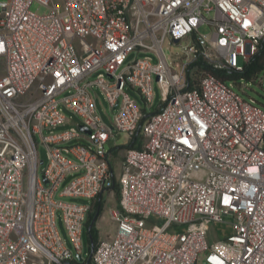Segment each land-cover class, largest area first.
Here are the masks:
<instances>
[{
	"label": "built area",
	"instance_id": "1",
	"mask_svg": "<svg viewBox=\"0 0 264 264\" xmlns=\"http://www.w3.org/2000/svg\"><path fill=\"white\" fill-rule=\"evenodd\" d=\"M263 40L264 0H0V264H264V108L192 73L196 61L241 73ZM64 110L80 124L52 131ZM117 132L132 142L116 183L105 145ZM68 176L58 197L88 202L55 199ZM115 187L114 233L85 256L88 215ZM212 222L231 229L209 244Z\"/></svg>",
	"mask_w": 264,
	"mask_h": 264
},
{
	"label": "rangeland",
	"instance_id": "2",
	"mask_svg": "<svg viewBox=\"0 0 264 264\" xmlns=\"http://www.w3.org/2000/svg\"><path fill=\"white\" fill-rule=\"evenodd\" d=\"M30 10L35 12L36 14H44L47 12V8L44 6L34 2L30 5ZM198 31L200 34H207L209 32V26L203 25L198 28ZM85 41L90 43L93 41V38L88 37L85 38ZM185 44V42H183ZM75 45H77V41H75ZM180 44H167L165 43L163 45V50L165 54L168 57H173L176 52H179L180 50ZM135 54H132L130 58H133ZM145 54H139L138 57L142 58ZM239 63L241 61L239 60ZM228 82L231 84L233 90L238 93L243 99L249 100L253 99L255 104L264 108V58L261 61V68L250 78H240L235 81L228 80ZM153 89V102L151 106V110H155L156 106L160 102V94L159 90L155 83L152 85ZM126 91L129 93V95L135 100L137 105L140 108L144 107V103L137 93L136 90L131 89L130 87L126 88ZM95 99H96V107L99 115L101 116L102 120L106 124H110V117L113 115L114 111L109 108V105L107 103V100L105 99L104 95L99 91L95 90ZM65 118L68 120L67 123L64 125H60L57 128L53 129L52 131H61L68 129L69 127H76L78 124H80V118L76 115L72 114L69 111L64 110L63 111ZM51 129H43V134H47ZM141 139V134L138 135V141ZM36 142H37V150H38V156L39 160H42V163H39L38 166V172L41 174L43 168L45 167L47 163L46 159V149L44 145H42L40 141V137L36 136ZM132 142V139L127 133L124 132H117L114 134L113 138H110L109 141L105 145V149L109 151V161L111 162L112 168L114 170V176L115 181L117 183L120 172H121V160L123 158V154L125 149L129 146V144ZM71 177L68 176L66 181L58 188V190L55 192V199H61V200H74L76 202H88L84 199H69L66 197H58V192L61 190L62 186L70 179ZM90 202V201H89ZM101 214L95 221V228L97 230V239H105L108 237H111L115 230V222L111 220L109 210L111 208H118L119 206V199H118V193L117 188H112L110 190H105L101 195ZM56 226L58 229L59 234L63 238L65 244L68 247H71V244L69 242V239L67 237L64 224L62 221V215L60 211H57L56 213ZM185 229V225L180 226H171L169 231H183ZM231 225L229 223H221V222H212L208 225V230L206 232V239L209 244L217 243L222 238H224L227 234L230 233ZM82 244H83V253L85 256L89 254V243H88V234L85 228H83V234H82Z\"/></svg>",
	"mask_w": 264,
	"mask_h": 264
},
{
	"label": "trees",
	"instance_id": "3",
	"mask_svg": "<svg viewBox=\"0 0 264 264\" xmlns=\"http://www.w3.org/2000/svg\"><path fill=\"white\" fill-rule=\"evenodd\" d=\"M264 58V40L261 43L258 51L256 54L250 59V61L244 66V71L241 73L236 72H225V71H218L211 69L209 66H207L203 61H196L193 64V76L197 79L200 75H202L204 72H210L222 79L235 81L240 78L250 79L260 68H261V61ZM131 146V144H129ZM128 146V147H129ZM101 203L100 201H96L94 204V209L89 213L86 228L89 226L92 220H94V224L92 228L90 229L88 234V243H89V254L92 249L95 248L96 241H97V230L95 228V221L101 214ZM88 254V256H89ZM88 258V257H87ZM81 264H89L88 259H86Z\"/></svg>",
	"mask_w": 264,
	"mask_h": 264
},
{
	"label": "water",
	"instance_id": "4",
	"mask_svg": "<svg viewBox=\"0 0 264 264\" xmlns=\"http://www.w3.org/2000/svg\"><path fill=\"white\" fill-rule=\"evenodd\" d=\"M175 42H176V40H175ZM80 129H81L82 131H86V129H85L83 126H81ZM41 162H42V161H41ZM93 224H94V220H92L91 223L89 224V226L86 228V231H87V232L90 231V229L92 228ZM76 258H77V259L80 258L78 254L76 255Z\"/></svg>",
	"mask_w": 264,
	"mask_h": 264
},
{
	"label": "crops",
	"instance_id": "5",
	"mask_svg": "<svg viewBox=\"0 0 264 264\" xmlns=\"http://www.w3.org/2000/svg\"><path fill=\"white\" fill-rule=\"evenodd\" d=\"M124 155V154H123Z\"/></svg>",
	"mask_w": 264,
	"mask_h": 264
}]
</instances>
